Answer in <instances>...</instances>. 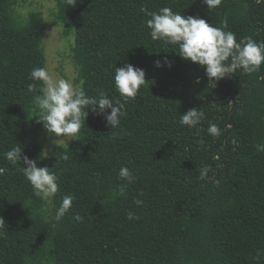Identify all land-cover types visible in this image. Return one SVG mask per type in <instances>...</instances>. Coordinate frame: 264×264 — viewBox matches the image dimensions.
<instances>
[{"label":"trees","instance_id":"obj_1","mask_svg":"<svg viewBox=\"0 0 264 264\" xmlns=\"http://www.w3.org/2000/svg\"><path fill=\"white\" fill-rule=\"evenodd\" d=\"M17 3L0 0V264H264V151L257 149L264 145V64L210 84L178 45L151 39L150 17L141 12L168 7L231 31L238 42L264 43V0H221L210 10L204 0H56L65 37L75 36L86 96L122 99L114 76L127 64L143 69L147 82L126 104L119 129L89 109L75 143L46 158L49 134L35 101L43 85L30 79L33 68H46V23L40 11L16 17ZM191 109L203 111L199 124L181 125ZM213 123L218 137L208 133ZM17 146L57 175L53 199L35 197L23 161L4 158ZM121 167L135 177L124 196L117 195ZM203 167L210 171L200 180ZM64 196L73 205L56 222ZM130 212L139 219L128 220Z\"/></svg>","mask_w":264,"mask_h":264},{"label":"clouds","instance_id":"obj_2","mask_svg":"<svg viewBox=\"0 0 264 264\" xmlns=\"http://www.w3.org/2000/svg\"><path fill=\"white\" fill-rule=\"evenodd\" d=\"M66 2L74 5V0H66ZM204 3L210 10L218 7L221 0H204ZM141 12L150 17L146 20V25L150 29L151 39L169 45H178V55L204 67L210 84L216 86L220 80L234 74L238 69L246 73L256 72L264 64V43H257L251 38L238 42L233 32H226L221 27H213L199 16L181 15L168 7L161 8L158 12L141 8ZM224 27H227V20L224 21ZM164 63L171 67V62L167 58ZM156 66L163 67V64L156 61ZM145 77V71L132 64L116 67L114 84L122 99L114 102L102 91L98 92V97H88L84 91L65 79L54 80L46 68L35 67L30 73V79L39 81L43 85L40 89L42 95L35 97L36 104L41 110L37 122L43 123L50 137L58 138L54 141L55 144L62 139H66L68 143L78 139L79 132L89 116V109L98 115H103L112 130L119 129L121 119L126 115V104L137 98L141 87L147 82ZM36 87L35 83L29 84L28 90L31 92ZM108 109L110 112L107 111ZM203 115V111L191 109L181 114L179 123L183 126L195 127ZM208 133L218 137L220 129L214 123L209 124ZM257 149L264 151V145H258ZM48 155L47 150L42 153L43 158ZM4 158L13 165L23 161L26 166H22V172L31 185L35 197L43 201L55 197L59 191L57 175L50 172L47 167H38L36 160L23 155V148L17 146L10 149L4 153ZM63 159L67 160L68 156L65 155ZM199 171V179L205 180L210 167H203ZM4 172L5 169L0 168V175ZM119 179L125 183L119 186L117 195L124 196L127 186L135 181V177L128 167H121ZM73 200V196L63 197L52 217L56 222L71 210ZM135 204L141 206L143 201L137 199ZM127 218L130 221L139 219L132 212ZM75 219L82 220V217L77 215ZM3 223L4 219L0 217V227Z\"/></svg>","mask_w":264,"mask_h":264},{"label":"rangeland","instance_id":"obj_3","mask_svg":"<svg viewBox=\"0 0 264 264\" xmlns=\"http://www.w3.org/2000/svg\"><path fill=\"white\" fill-rule=\"evenodd\" d=\"M33 11L43 13L46 23L45 38L43 45L45 47L46 69L54 80L65 79L76 87L80 86L78 68L72 55L75 36L64 35V26L57 20L54 13L57 11L56 0H18L15 6V15L21 20H28L29 14ZM58 139L55 136H47L43 141L44 149L48 152L54 147L70 146L76 140L68 141Z\"/></svg>","mask_w":264,"mask_h":264}]
</instances>
